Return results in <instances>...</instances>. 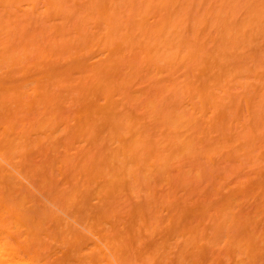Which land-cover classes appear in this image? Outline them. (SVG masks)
I'll list each match as a JSON object with an SVG mask.
<instances>
[{"label":"bare ground","instance_id":"6f19581e","mask_svg":"<svg viewBox=\"0 0 264 264\" xmlns=\"http://www.w3.org/2000/svg\"><path fill=\"white\" fill-rule=\"evenodd\" d=\"M0 264H264V0H0Z\"/></svg>","mask_w":264,"mask_h":264}]
</instances>
